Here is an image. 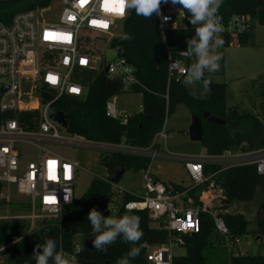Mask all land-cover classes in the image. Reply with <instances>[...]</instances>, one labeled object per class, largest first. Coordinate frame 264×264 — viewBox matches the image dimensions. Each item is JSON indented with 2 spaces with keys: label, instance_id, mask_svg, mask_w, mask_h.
<instances>
[{
  "label": "built area",
  "instance_id": "obj_1",
  "mask_svg": "<svg viewBox=\"0 0 264 264\" xmlns=\"http://www.w3.org/2000/svg\"><path fill=\"white\" fill-rule=\"evenodd\" d=\"M61 2L63 7L58 17L47 18L44 15L46 10L36 7L14 13L9 21L0 19V201H10V190L13 189L31 199V217L36 216L35 211L58 217L76 198L74 186L79 162L57 155L36 141L79 143L99 149L104 154L120 152L148 157L147 166L140 170L144 194L135 195V199L124 202L123 194L127 190L118 182H112L108 175L100 177L111 184L114 192V201L110 204L112 208L118 211L124 206L128 210H146L155 225L168 232L165 242L143 243V261L140 264H182L175 259L183 255H173L171 250L175 246L185 248L184 237L200 232L202 214L211 218L213 232L222 239L229 255L226 264H231L232 257L244 253L239 248L240 235L231 234L226 217L241 211H232V204H226L225 191L213 180V176L230 165L253 164L263 184L262 204L264 144L253 150L239 148L227 149L219 154L179 155L191 183L183 190H176L168 188L153 172L155 159L172 156L165 145L167 134L164 124L144 146L125 140L110 143L60 134L58 127L66 129L67 125L62 126L49 111H63L56 105L65 96L80 97L86 93L85 71L120 78L122 90L131 89L136 82L134 69L125 58L116 55L113 61L104 65L95 55L99 41L110 44L112 38L120 35L117 30H123V21L128 13L123 16L118 14L112 6L113 0ZM171 6L173 9L169 10L165 4L161 7L162 15L158 16L161 33L180 28L177 18L183 17L182 9L179 6L176 10L178 5ZM221 23L224 31L220 35L232 36L250 32L253 25L245 14H234L228 20L221 19ZM84 36L90 38L89 43H85ZM185 52L181 50L177 55H168V82H182L185 78L186 58H191ZM105 111L107 116L122 123L129 115L121 114L111 97L106 101ZM24 112H37V122L34 124L32 121L29 125L24 118L21 123L18 115ZM24 142L34 144L38 153L34 159L21 163L18 147ZM204 163L219 164L221 168L206 174ZM191 190L197 196L196 201L189 194ZM260 210L259 207L258 212ZM77 246L81 248V245L74 244L73 252Z\"/></svg>",
  "mask_w": 264,
  "mask_h": 264
},
{
  "label": "trees",
  "instance_id": "obj_2",
  "mask_svg": "<svg viewBox=\"0 0 264 264\" xmlns=\"http://www.w3.org/2000/svg\"><path fill=\"white\" fill-rule=\"evenodd\" d=\"M53 0H0V19L9 21L11 16L19 11L46 7ZM162 7V6H161ZM183 28L166 30L161 33L158 16L144 19L134 11L128 12L123 21V32L110 40L116 55L123 57L133 67L136 82L131 91L142 96V109L128 115L125 123L106 115L105 105L108 98L119 94L123 88L120 78H109L104 73L85 71L83 80L87 91L83 96H65L56 105L67 115L66 130L72 135H78L86 140L118 143L125 140L131 144L144 146L158 132L177 103L185 104L191 114L202 116L207 113L221 122H211L203 119L202 147L208 154H219L230 149H257L264 144V121L261 122L255 114L236 112V109L226 106V83L211 80V91L207 94L194 95L182 82L167 80L168 55H177L186 50L187 40L195 35V28L189 21L184 10ZM234 14H245L253 22L250 32L232 36L221 35L224 44L219 48L223 61V49L231 45L245 46L253 43V29L257 23L264 25V0H223L218 15L228 20ZM130 35V40L123 39ZM194 61L186 58L187 68ZM219 62V63H220ZM207 74V72L205 73ZM259 96L262 98L264 110V82L260 86ZM264 113V111H263ZM19 119L25 122H37V112L20 113ZM200 143V142H199ZM99 162L107 170L108 178L115 168L122 166L126 170H142L149 162L148 157L133 156L120 152L102 154ZM221 168L219 164L204 163L206 174L214 173ZM157 179H159L156 176ZM213 180L223 187L225 202L231 205L237 202H248L254 198L261 201L263 184L253 164L230 165L217 172ZM166 184V183H165ZM168 188L183 190L184 184H166ZM196 201L194 191H189ZM135 194L125 191L124 202L135 199ZM114 201L111 184L100 177H93L84 193L76 197L66 207L60 219L44 218L38 227L24 236L20 226L15 222L0 221V248L16 239L12 244L3 248L1 253L13 264H36L34 249L46 239H54L57 249L70 254L73 252V237L83 236V249L77 256L78 264H117L118 259L127 254L131 244L118 238L108 247L107 252H98L93 244L94 233L88 220V212L95 208L103 215ZM1 203V201H0ZM30 206V204H28ZM134 214L140 217V228L143 232L137 243L140 253L130 264H140L143 261V243H162L168 238L167 230L155 225L146 210L125 209L121 206L116 217ZM201 230L193 236H185V254L176 258L175 262L182 264H216L214 250L216 245L211 240L213 225L207 214L201 215ZM231 234L240 235L250 231L254 235L264 237V209L259 211L256 228L249 230V220L241 212L231 213L226 217ZM221 259L217 263L221 264ZM231 264H264V254H244L232 257Z\"/></svg>",
  "mask_w": 264,
  "mask_h": 264
},
{
  "label": "rangeland",
  "instance_id": "obj_3",
  "mask_svg": "<svg viewBox=\"0 0 264 264\" xmlns=\"http://www.w3.org/2000/svg\"><path fill=\"white\" fill-rule=\"evenodd\" d=\"M171 3L165 4L166 9H173ZM63 5L61 0H53L46 7H38L40 10H46V17H58ZM177 6L175 9L178 10ZM177 22L180 26H184L183 18L178 16ZM122 28H118L117 33L121 34ZM85 43L90 42V38L83 37ZM253 43L245 46L231 45L223 49V61L221 72H212L205 74V77L217 82H226V106L236 109V112H249L255 114L258 119L264 121L262 98L259 96L260 86L264 82V25L255 24L253 29ZM98 47H95V55L99 62L107 64L116 58L115 49L107 42L99 41ZM220 49H218L219 51ZM195 61V57H191ZM194 95H202V85H188L185 83V78L182 81ZM86 90V89H84ZM111 100L117 106V110L123 114H131L142 109V96L140 93L132 92L130 89L122 90L119 94L111 97ZM191 111L183 103H177L174 110L166 116L164 127L167 134L165 142L166 148L172 156L166 158H157L153 164V172L163 183L171 184L183 183L190 184L191 181L186 174L183 160L180 156L184 154L195 155L206 153L201 142L190 141L188 130L191 122ZM60 134L64 136L71 135L66 129L58 127ZM42 146L48 148L57 155L63 156L70 160H77L79 168H77V179L74 186L75 197L81 196L89 186L93 177H106L108 174L106 168L99 162L102 154L99 149L91 148L88 145L76 143H55L36 141ZM21 154V163L34 159L37 156V149L34 144L21 143L19 144ZM162 148V147H161ZM164 148V145H163ZM119 185L125 190L135 194H144L142 173L140 170H126ZM10 201H2L0 203V221L15 222L22 229L24 236L30 234L38 227L39 222L44 218L60 219L65 213L61 212L58 217H49L44 213L35 211V215L31 217L32 210L28 204L31 199L27 196L17 194L13 189L10 190ZM261 201L254 198L248 202H237L232 204V211H241L249 220L248 229L256 228V220L259 214L258 210ZM111 207V208H110ZM117 210L109 205V210L104 213V216H115ZM30 216V217H29ZM256 236L250 231L241 234L239 248L244 254H264V237L262 240L256 239ZM211 240L219 243L216 244L214 250V260L212 263H217L221 259V264H226L229 259L226 247L223 245L222 239L213 232ZM16 239L12 240L3 249L12 244ZM73 243L82 245L83 236L77 234L73 237ZM0 250V264H13L6 255ZM173 255H184L185 248L175 246L171 250Z\"/></svg>",
  "mask_w": 264,
  "mask_h": 264
},
{
  "label": "clouds",
  "instance_id": "obj_4",
  "mask_svg": "<svg viewBox=\"0 0 264 264\" xmlns=\"http://www.w3.org/2000/svg\"><path fill=\"white\" fill-rule=\"evenodd\" d=\"M167 3L179 5L195 28V35L187 40L185 52L187 56L195 57V61L186 69L185 83L190 86L200 84L203 93L207 94L211 91V80L205 78V73L215 72L222 58L218 49L224 44L220 35L224 29L218 12L223 0H113L112 6L121 16L134 11L137 16L150 20L154 16H161V6ZM163 19L167 20L168 17ZM131 38L130 35L123 37L126 40ZM88 220L94 233L92 244L98 252H107L108 247L121 238L133 246L118 259L117 264H130V259L139 255L140 247L135 246L143 235L139 216L125 214L105 217L92 208L88 212ZM82 250L79 246L75 248V254L67 253L63 248L58 250L56 241L49 238L36 246L34 258L36 264H78L77 256Z\"/></svg>",
  "mask_w": 264,
  "mask_h": 264
},
{
  "label": "water",
  "instance_id": "obj_5",
  "mask_svg": "<svg viewBox=\"0 0 264 264\" xmlns=\"http://www.w3.org/2000/svg\"><path fill=\"white\" fill-rule=\"evenodd\" d=\"M179 6V5H178ZM219 68H217L218 70ZM4 89V88H3ZM49 114L54 117L58 122L62 124V126L67 125V115L63 111L51 109L49 111ZM207 118V120L211 122H221V120L213 117L208 116V114L205 112L202 116H198L195 114H192L191 116V122L189 125L188 135L190 141L193 142H201L203 137V119ZM125 172V168L122 166H118L115 168L114 172L112 173L110 179L112 182L117 183L121 179L123 173ZM260 209H264V202L261 204ZM256 239L262 240V236H256Z\"/></svg>",
  "mask_w": 264,
  "mask_h": 264
},
{
  "label": "crops",
  "instance_id": "obj_6",
  "mask_svg": "<svg viewBox=\"0 0 264 264\" xmlns=\"http://www.w3.org/2000/svg\"><path fill=\"white\" fill-rule=\"evenodd\" d=\"M181 18H183V17H181ZM178 23V22H177ZM178 26L180 27V28H183L184 26H180L179 24H178ZM219 69L218 70H216L217 72H221L222 70V65H220L219 67H218ZM214 81V80H213ZM217 82V81H216ZM224 83H226V82H224ZM227 85V84H226ZM226 93H227V87H226ZM184 155H187V154H184ZM189 177V176H188ZM190 179V178H189ZM180 184H183V183H180ZM187 185H189V184H184V186H187Z\"/></svg>",
  "mask_w": 264,
  "mask_h": 264
},
{
  "label": "snow or ice",
  "instance_id": "obj_7",
  "mask_svg": "<svg viewBox=\"0 0 264 264\" xmlns=\"http://www.w3.org/2000/svg\"><path fill=\"white\" fill-rule=\"evenodd\" d=\"M73 91H75V89ZM49 200H51V198H49Z\"/></svg>",
  "mask_w": 264,
  "mask_h": 264
}]
</instances>
